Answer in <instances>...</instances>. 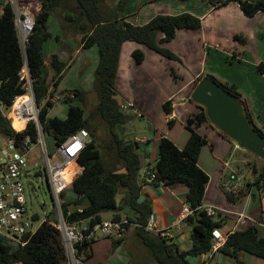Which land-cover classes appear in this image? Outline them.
I'll use <instances>...</instances> for the list:
<instances>
[{
  "label": "trees",
  "instance_id": "trees-1",
  "mask_svg": "<svg viewBox=\"0 0 264 264\" xmlns=\"http://www.w3.org/2000/svg\"><path fill=\"white\" fill-rule=\"evenodd\" d=\"M38 1L41 2L42 8L35 16L34 30L25 47L20 41L13 2L7 0L0 14V133L6 138L14 139L17 145L28 134L33 142L38 138L34 122L29 124L27 130L16 132L2 110V107L12 104L16 95L24 92L21 70L27 67L34 79L35 96L41 108L40 122L44 132L53 136L55 145L59 146L81 128H86L91 136L77 158L84 169L72 183L75 199L72 202H64L62 206L68 221L71 223L87 221L94 225L101 222L102 214L107 212L114 214L113 220H121L126 210L124 215L131 223L130 227H133L156 264H195L189 257L210 254L213 233L222 229L226 220L221 214L209 216L201 208L210 179L208 173L198 163L202 148L208 142L207 137L201 134L198 128L202 122L212 125L206 110L191 99L199 110L186 121L190 129L186 145L180 148L171 138L163 136L159 144L160 155L156 166L147 167L145 172L140 174V169L147 164L142 165L141 162L143 153L140 142L135 139L126 140L120 135L118 125H125L129 114L119 104L115 93H118L119 62L124 42L135 41L170 59L180 60L174 51L163 44L174 39L179 30L199 29L201 19L188 12L175 15L158 14L146 24L135 25L119 16L122 10L123 12L126 10V3L123 0L115 5L107 4L106 0ZM231 1L234 0H223L221 5ZM235 1L240 4L247 16L264 11V0ZM21 2L31 10L37 9L35 2L25 0ZM55 13H63V18L69 24L74 23L82 28L85 33L83 48L95 45L98 47V64L94 71V91L98 95V105L96 111L89 117L85 116L83 103L76 104L77 101L85 100L84 90L80 88L71 90L75 97L63 98L68 104L65 118L49 115L54 105L52 101L54 91L50 90L45 72L44 47L52 36L49 31V20ZM132 56L135 62L141 63L145 58V52L137 48L132 52ZM51 64L55 70L54 85L57 86L63 76L61 72L64 63L57 54H53ZM257 70L264 74V61L258 64ZM210 76L243 99L253 126L264 135V131L254 123L248 103L237 87L223 83L213 75ZM202 77L195 81L193 90ZM171 105V100L164 103V109L168 114L172 113ZM97 116L110 128V143L115 150L116 159L122 163V169L109 168L99 148L97 142L99 124L95 119ZM151 172L155 173V178L149 182L147 178L151 176ZM254 173L257 174L255 181L241 186L238 194L228 193L225 187L230 202L236 203L248 195V189L252 185L260 192H264V165L259 171L254 168ZM174 183H184L188 186L186 203L194 210L193 215L185 220L187 226L192 229V243L187 251H180L167 238L147 231L145 226L150 219L151 206L147 200L139 203L146 185ZM121 188H125L126 194L122 202L118 203L117 196ZM52 214H55V210ZM53 220L46 219L34 234L26 235L24 239L28 242L23 247L12 248L0 239V264H64L67 258L64 240L60 231L53 226ZM227 235L226 244L219 252L234 259L236 264H245L240 260L243 253L264 259V238L258 235L256 226L236 230Z\"/></svg>",
  "mask_w": 264,
  "mask_h": 264
},
{
  "label": "crops",
  "instance_id": "crops-1",
  "mask_svg": "<svg viewBox=\"0 0 264 264\" xmlns=\"http://www.w3.org/2000/svg\"><path fill=\"white\" fill-rule=\"evenodd\" d=\"M25 1L37 3L35 6L37 9L34 11L29 6L22 4L20 0L22 7H29L28 9L36 16L42 8L41 2L38 0ZM119 1L121 0H106V3L115 5ZM123 1L126 3V10L124 12L122 10L119 16L135 25L146 24L158 14L175 15L188 12L199 17L202 22L199 29L179 30L175 38L180 34L191 36L188 39V43L191 45L190 50L193 49L197 56L203 57L204 62L210 51L222 47L220 42L222 39L233 36L240 43H236L233 40L236 43L232 46L235 47V51L228 56H232L235 60L241 62L246 60L245 63L252 66L246 74L238 72L237 75L224 76L223 78V76L217 74L218 72L214 68L211 71L207 68L206 72L203 71L204 68H196L197 70L189 73V67L186 65L188 72L186 77L173 64L176 61L175 59L163 56L138 42H124L119 62L117 89H119L118 94L122 100L121 106L129 114L128 121L130 120V111L132 109H135L138 116L146 117L148 120V130L143 134H138L135 129L128 130L127 123L123 125L126 132L135 135L134 139L140 142L143 158L145 159V164H147L146 167H143L144 172L147 167L153 168L156 166L160 155L159 144L163 136L171 138L180 148L186 145L190 136V129L187 127L186 121L188 117L199 110L198 106L191 101V95L193 85L200 76L213 75L218 80H220L218 77L225 79L224 81L220 80L223 83L235 85L248 103L254 123L264 131V74L257 70L258 64L264 61V11H260L254 16H247L241 9L240 4L235 0L224 5H221L223 0ZM55 14L49 20V31L52 36L44 47L45 72L50 90L54 91V97L59 96L57 94L59 89L54 85L53 81L55 70L51 64L52 55L57 54L58 58L64 63L61 72L63 76L60 81H64L65 75L70 72L75 85L79 83L78 88L84 90L86 100V93H89V90L85 85H87V79L92 75L94 76V71L98 64V47L95 45L83 48L85 33L82 28L74 23L69 24L63 18V13ZM224 14L227 16L226 19H224ZM208 20L211 21L208 22ZM209 34H212V38L208 36ZM196 37L201 41V47L197 43ZM209 38L215 41L209 40ZM225 41L230 42V40ZM233 41L231 40V42ZM173 45V39L163 44V46L170 48L178 56H183L181 50H177L175 45ZM137 48H141L145 52V58L141 63L135 62L132 56V52ZM183 65L185 66V64ZM122 80L123 90L120 88ZM59 83V88H64L61 86V82ZM124 84L127 85L126 89ZM75 88L76 86L69 89L65 88V93ZM125 90L128 91L126 92ZM127 94L129 95L127 104L133 103V107L125 109L124 106L127 104L123 102L124 96ZM154 100L157 102L156 107L152 103ZM168 100L172 102V113L170 114L164 109V103ZM82 103L84 106V102H76V104L81 105ZM55 107L56 101H54L51 109L54 110ZM51 109L49 115L56 116L50 114ZM91 114L86 113L85 109V116L89 117ZM66 116L65 111L64 116L59 117L65 118ZM95 119L97 120V117ZM198 131L207 137L208 142L206 144L211 146L212 152L214 150L212 142L218 144L220 140L227 139L217 127L208 122H202ZM202 151L198 163L207 172L205 166L201 165ZM212 156L215 158L214 154ZM83 169L84 166L76 160L73 165L74 172H77L78 175ZM233 173L235 172H232L231 175ZM30 175L28 167L26 177ZM235 175L238 179V174L235 173ZM210 179L207 184L203 206L213 207L218 214H221L226 219L220 232L226 235L236 230H245L251 226H256L258 235L264 238V198H258L260 190L252 185L248 189V195L238 202L232 203L228 200L225 187L235 186V184L224 183L220 185L219 189L217 186L213 187ZM188 190V186L184 183L171 185L148 184L144 187L142 195L144 196L143 201L147 200L151 206L150 218L155 221L157 231L166 233L165 237L180 251L189 250L192 243V229L187 226L185 219L183 220L182 218L183 209L187 206ZM125 194V188H121L117 196L118 203L122 202ZM256 201H259V204H256ZM124 212L126 213V210ZM124 212L122 218L125 217ZM107 214H102L103 220L113 219L114 214H112L111 219H106L105 216ZM85 256L87 257L86 264H156L133 228L121 240L100 236L85 250ZM189 259L195 264H236L234 259L222 252L201 255L195 258L189 257ZM240 260L245 264H264V259L246 253L241 255Z\"/></svg>",
  "mask_w": 264,
  "mask_h": 264
},
{
  "label": "built area",
  "instance_id": "built-area-1",
  "mask_svg": "<svg viewBox=\"0 0 264 264\" xmlns=\"http://www.w3.org/2000/svg\"><path fill=\"white\" fill-rule=\"evenodd\" d=\"M16 13V25L19 32L20 41L25 47L29 36L33 33L35 25V14L28 8H23L20 0H12ZM1 14V11H0ZM21 80L24 92L15 96L12 104L7 109L5 116L10 120L11 126L16 132L28 129L31 122L35 123L38 133L36 142H33L30 134L26 135L16 144L14 139L7 138V146L2 149L3 160L0 166V236L12 248L23 247L28 240L26 235H32L36 231L33 228L34 219L30 215L26 190L23 178L26 177L28 168V153L33 145L45 146V132L40 122V106L36 100L34 91V79L30 76L27 67L21 70ZM69 97H75L72 92ZM60 97H52V101ZM133 107V103L124 106L125 109ZM24 124L23 127L18 126ZM90 141V133L86 128H81L78 132L71 135L63 143L57 146V152L50 155L45 150L46 166L45 172L51 188L56 210V219L53 226L60 231L66 249L67 258L64 264H86L87 257L85 250L87 246L95 242L100 236L113 237L118 240L123 239L130 231L131 223L126 217L121 220H102L91 225L85 221L83 223H71L63 211L64 194L72 186L77 172H74L73 165L80 152ZM155 173L147 181H152ZM229 193L238 194L240 187L231 186L227 188ZM209 216L218 214L213 207H201ZM194 210L189 206L183 209V220L192 216ZM184 220V221H185ZM134 226V225H132ZM156 223L149 219L145 229L152 233H158L165 237L166 233L158 232ZM213 244L210 254L217 253L226 244L228 235L222 234L220 230L213 233ZM166 238V237H165ZM4 241V240H3ZM21 264V263H18Z\"/></svg>",
  "mask_w": 264,
  "mask_h": 264
},
{
  "label": "rangeland",
  "instance_id": "rangeland-1",
  "mask_svg": "<svg viewBox=\"0 0 264 264\" xmlns=\"http://www.w3.org/2000/svg\"><path fill=\"white\" fill-rule=\"evenodd\" d=\"M6 0H0V11L3 10V6ZM34 7V6H33ZM29 8V7H27ZM35 8V7H34ZM224 19L227 18L225 14L223 15ZM211 20H208V22ZM223 22V21H221ZM197 33V32H195ZM212 34L208 36L211 37ZM191 36L188 34H180L177 38L173 39L174 45L177 50H181L183 56H179V59H176L173 64L176 65L177 70L179 72H183V74L187 77V69L186 65L189 67V73L197 70L196 68H204L203 71H207L208 69L211 71L213 68L217 70V74L219 76H234L237 75L238 72L241 74H246L250 71L252 66L250 64L241 62L239 60H235L232 56H228L229 54H233L235 51V47H232L236 43H240L239 40H236L233 36H228L227 38L222 39L221 44L222 47L220 49H213L209 52L208 57L203 62V57L197 56L196 52L191 49L190 43H188V39ZM198 37V36H197ZM196 37V38H197ZM199 38V37H198ZM197 38V43L201 47V41ZM212 38V37H211ZM209 40H213L210 39ZM230 40V42L225 41ZM231 40L233 42H231ZM215 41V40H213ZM173 45V46H174ZM193 46V44H192ZM180 47V49H179ZM185 47V48H184ZM203 56V52H202ZM191 61V63H190ZM190 63V64H189ZM185 64V66L183 65ZM208 68V69H207ZM65 80L60 81L61 86L64 88L59 89L58 95L60 99H55L56 107L51 109L50 114H54L56 116H64L65 111L67 114L68 104L63 101L65 96H69L71 91L66 92L65 88H76L79 87V83H74L72 80L73 76L70 72L65 75ZM220 80L224 81L225 79L218 77ZM178 79V78H177ZM91 80L90 82H88ZM60 84V83H59ZM180 85V84H179ZM89 93H86V100L84 101V106L86 109V113H94L96 111L98 105V95L94 91V76H90L87 79V85ZM125 89L127 85L124 84ZM179 87V86H177ZM120 88L123 90V80L120 82ZM119 90V89H118ZM126 92L128 90H125ZM119 92V91H118ZM128 94L124 96V104H127ZM154 106L156 107V101H152ZM3 112L7 114L6 107H2ZM135 109L130 111V120L127 122L126 126L128 130L135 129L138 134L146 133L148 130V120L146 117L138 116ZM53 116V115H52ZM97 121L99 124V131L97 134V142L99 144V148L102 151L105 159L108 162L109 168H117L122 169V163L115 157V150L110 143V129L106 122L103 121L102 118L97 116ZM7 138L4 137L0 133V164L3 160L2 149L7 146ZM214 145V150L212 152L211 146L209 144H205L202 151L201 156V165L205 166L208 175L210 176V180L212 182L213 187H219L220 185L226 184H235L237 187L245 186L250 181H255V173L254 168L259 171L264 165V159L261 157L249 152L248 150L241 148L237 145V143L230 139L220 140L218 144L212 142ZM45 150L50 154L54 155L57 152V146L55 145V141L52 135L46 133L45 134V146L43 145H33L32 149L28 153V167L30 176L24 177L23 182L26 190V198L30 211V215L34 217L32 220L33 228L36 231L41 224L46 220L56 219V210L54 209V200L51 193L50 184L48 181L47 174L45 172L46 166V157ZM214 154L215 158L212 156ZM227 162V165H226ZM235 172L238 174V179L231 180V173ZM1 175V170H0ZM255 186V185H254ZM256 187V186H255ZM264 198V192L258 193V198ZM74 198V193L71 187L64 194V202L72 201ZM66 200V201H65ZM259 204V201L255 202ZM255 205V204H254ZM253 205V207H255ZM55 210V214H52ZM108 214L105 216L106 219L112 218V212H107ZM50 216V217H49ZM3 242H7L3 237L0 236Z\"/></svg>",
  "mask_w": 264,
  "mask_h": 264
},
{
  "label": "water",
  "instance_id": "water-1",
  "mask_svg": "<svg viewBox=\"0 0 264 264\" xmlns=\"http://www.w3.org/2000/svg\"><path fill=\"white\" fill-rule=\"evenodd\" d=\"M115 98L121 105V96L115 93ZM191 99L205 108L212 125L229 136L239 147L264 159V135L253 126L241 97L226 89L210 75H205L195 86ZM118 129L124 139H134L135 135L127 133L125 126L120 124ZM141 162L142 165L145 164L143 157ZM143 173L142 167L140 174ZM230 178L236 180L237 176L233 173ZM143 199L144 196H141L139 203Z\"/></svg>",
  "mask_w": 264,
  "mask_h": 264
},
{
  "label": "bare ground",
  "instance_id": "bare-ground-1",
  "mask_svg": "<svg viewBox=\"0 0 264 264\" xmlns=\"http://www.w3.org/2000/svg\"><path fill=\"white\" fill-rule=\"evenodd\" d=\"M23 125H24V124H21V125H19L18 127L21 128V127H23Z\"/></svg>",
  "mask_w": 264,
  "mask_h": 264
}]
</instances>
